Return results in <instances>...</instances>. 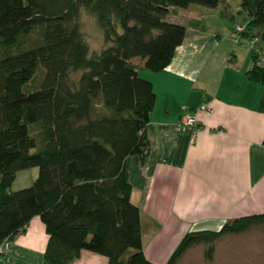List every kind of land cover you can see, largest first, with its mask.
<instances>
[{
    "label": "trees",
    "instance_id": "obj_1",
    "mask_svg": "<svg viewBox=\"0 0 264 264\" xmlns=\"http://www.w3.org/2000/svg\"><path fill=\"white\" fill-rule=\"evenodd\" d=\"M220 3L0 0V48L8 50L0 56V243L39 216L49 236L45 264H70L82 251L103 255L109 264H154L144 253L128 160L148 156L156 93L132 59L150 71L164 70L187 34L185 25L168 20L170 8ZM241 7L249 16L245 34L264 41V0H242ZM82 10L96 18L107 44L93 57ZM37 30L39 42L25 47ZM40 66L45 73L36 89L31 83ZM246 75L264 86V65L255 55ZM33 167L39 169L33 184L12 190L17 173ZM261 225L264 213L229 220L219 231L190 232L167 264H178L199 244L209 246L211 260L221 238Z\"/></svg>",
    "mask_w": 264,
    "mask_h": 264
},
{
    "label": "crops",
    "instance_id": "obj_2",
    "mask_svg": "<svg viewBox=\"0 0 264 264\" xmlns=\"http://www.w3.org/2000/svg\"><path fill=\"white\" fill-rule=\"evenodd\" d=\"M227 4L221 0L211 8L212 16H226ZM178 15L172 7L167 18L178 23ZM208 26L192 19L184 42L160 72L132 59L156 93L146 129L148 156L128 160L143 249L154 264H167L190 232L219 231L229 220L264 213V112L259 110L264 86L246 75L254 52L248 61L241 39L225 41ZM242 35L252 46L255 33ZM204 104L209 111L199 110ZM187 114L198 118L195 135L175 129ZM48 239L35 216L0 264H45ZM70 264L109 263L103 255L82 251Z\"/></svg>",
    "mask_w": 264,
    "mask_h": 264
},
{
    "label": "rangeland",
    "instance_id": "obj_3",
    "mask_svg": "<svg viewBox=\"0 0 264 264\" xmlns=\"http://www.w3.org/2000/svg\"><path fill=\"white\" fill-rule=\"evenodd\" d=\"M226 1L228 3L224 8L226 16H212L211 8L199 4H192L186 9L177 8L179 12L177 21H179L178 23L188 26L192 19L205 20V23L209 25L208 27L212 28L216 33H220L221 38L225 41L241 39L243 43L242 49L245 51L243 54L248 58V61L250 60L251 62V55L254 49L262 50V55L264 56V41L260 39L257 45L251 46L248 44L249 42L245 41L247 38H245L244 35L235 32L237 25L248 26L249 23V16L241 12L242 0ZM80 20L82 31L89 45V57H93L101 53V51L107 47L103 30L98 25L96 18L88 14L85 10H82ZM39 40V31H34L25 38L24 46L35 45ZM7 52V49L0 48V56ZM44 73V68L40 66L31 83V87L36 89L40 87ZM81 74L82 72L72 74V79H78ZM97 106H101V104L98 103ZM38 174V167L18 172L12 185V190L31 186ZM208 247L207 244H199L191 247L183 255L178 264H264V225L253 227L242 234L224 236L214 244V254L211 260L206 257V250Z\"/></svg>",
    "mask_w": 264,
    "mask_h": 264
},
{
    "label": "built area",
    "instance_id": "obj_4",
    "mask_svg": "<svg viewBox=\"0 0 264 264\" xmlns=\"http://www.w3.org/2000/svg\"><path fill=\"white\" fill-rule=\"evenodd\" d=\"M247 31V25H237L235 28V32L238 34H243ZM260 41L258 36H254L251 43L254 46L256 43ZM254 55L257 58L258 65H264V56L262 55L261 50L254 49ZM210 107L208 104H204L200 111H209ZM199 127V121L195 114H187L181 118V120L176 124L175 129L178 132H192L194 135ZM13 240L10 238L5 239L3 242L0 243V262L4 261V258L8 254Z\"/></svg>",
    "mask_w": 264,
    "mask_h": 264
}]
</instances>
